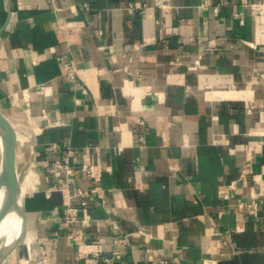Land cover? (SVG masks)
<instances>
[{
    "label": "crops",
    "instance_id": "1",
    "mask_svg": "<svg viewBox=\"0 0 264 264\" xmlns=\"http://www.w3.org/2000/svg\"><path fill=\"white\" fill-rule=\"evenodd\" d=\"M164 2L0 0V110L25 190L3 264H39L42 249L46 264H264V0ZM68 149L100 175L76 183L99 188L87 205L72 198L99 256L63 227L53 161Z\"/></svg>",
    "mask_w": 264,
    "mask_h": 264
},
{
    "label": "built area",
    "instance_id": "2",
    "mask_svg": "<svg viewBox=\"0 0 264 264\" xmlns=\"http://www.w3.org/2000/svg\"><path fill=\"white\" fill-rule=\"evenodd\" d=\"M154 5L160 8L166 7V3L164 2V0H154ZM261 5L262 4L260 3H252L250 7L255 11H260ZM261 32L262 31L259 29L258 33L261 34ZM255 49L264 58V41H261L258 44H256ZM63 67L66 78L71 81H75L76 80L75 76L72 73L74 70V66L69 62L63 61ZM43 116L47 119V116L45 114ZM140 140H142L141 137ZM49 148L52 150H58L60 147L59 144L57 143H51ZM72 155H73V150L68 149V152L65 155H62L53 161V167L62 170L64 173L62 176L58 178L59 184L62 186L63 189H66L69 192L64 208L65 224L63 227L68 228L66 237L74 245H76L77 253L80 257L86 254L99 256V254L101 253L100 245L97 243H91L86 241L82 229L80 227L73 226L78 222H83L84 225H88L90 218L86 217L84 219H79L78 206L72 202V198L79 196L78 203L80 204V206L87 205L88 202L92 199V194L99 192V188L94 187L90 191L88 190V191L80 192L76 188V183L79 179L83 177L91 179L94 183H99L100 175L95 169H93L92 165L89 162L82 163L79 169L75 168L70 163V156ZM235 186H236V182L231 181L229 184L225 186V190L230 191L234 189ZM256 205H257V201L252 200L250 202L244 203L242 206L247 212L252 213ZM58 231H59L58 229L53 231L54 235L57 236L59 233ZM104 260L109 262L111 259L105 258ZM39 264H46L45 251L43 249L41 250ZM175 264L177 263L175 262Z\"/></svg>",
    "mask_w": 264,
    "mask_h": 264
},
{
    "label": "bare ground",
    "instance_id": "3",
    "mask_svg": "<svg viewBox=\"0 0 264 264\" xmlns=\"http://www.w3.org/2000/svg\"><path fill=\"white\" fill-rule=\"evenodd\" d=\"M1 161V134H0ZM16 184L14 175L4 167V188L0 191V251L19 234L21 219L16 209H22L24 191Z\"/></svg>",
    "mask_w": 264,
    "mask_h": 264
},
{
    "label": "water",
    "instance_id": "4",
    "mask_svg": "<svg viewBox=\"0 0 264 264\" xmlns=\"http://www.w3.org/2000/svg\"><path fill=\"white\" fill-rule=\"evenodd\" d=\"M5 25L0 27V34L4 30ZM0 134H1V161H0V191L4 188V167L7 168L15 178V182L20 186L18 175L15 168V131L9 119L0 110ZM20 219V231L16 239L5 246L0 251V264L4 262L7 256L17 247L23 240L25 235V211L24 201L22 200V209H16Z\"/></svg>",
    "mask_w": 264,
    "mask_h": 264
},
{
    "label": "rangeland",
    "instance_id": "5",
    "mask_svg": "<svg viewBox=\"0 0 264 264\" xmlns=\"http://www.w3.org/2000/svg\"><path fill=\"white\" fill-rule=\"evenodd\" d=\"M20 186H18V188H19ZM20 197H22L21 196V194H20ZM14 255V253L12 252V253H10L8 256H7V258L6 259H12L13 260V258H12V256ZM6 259L4 260V262L6 261ZM8 263V262H7ZM3 264V263H2Z\"/></svg>",
    "mask_w": 264,
    "mask_h": 264
}]
</instances>
